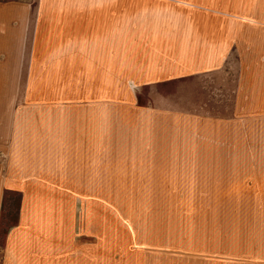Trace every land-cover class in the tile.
<instances>
[{
  "label": "crops",
  "instance_id": "1",
  "mask_svg": "<svg viewBox=\"0 0 264 264\" xmlns=\"http://www.w3.org/2000/svg\"><path fill=\"white\" fill-rule=\"evenodd\" d=\"M238 1L59 0L35 10L6 6L5 12L34 11L37 16L32 36L8 41L10 60L25 65L20 72L18 64L11 66L20 84H11L9 112L0 117V205L7 189L20 195L21 205V222L10 232L3 264L8 259L10 264H39L19 255L13 260L12 254L27 252L24 238L29 243L37 233L49 242L57 231L48 226L43 232V225L58 220L59 213L65 216L60 203L82 198L97 203L93 172L98 168H155L156 158L160 163L163 155L172 158L181 148L187 157L194 125L188 110L192 116L198 94L210 88L212 78L217 75L222 83L228 77L221 69L231 51L239 56L233 59L239 73L230 89L234 108L243 109V116L251 110L245 118L253 121L258 117L252 110H263L264 118V25L228 18ZM25 20L18 27L26 28ZM130 45L140 46L137 57L131 56ZM141 92L143 100L135 101ZM184 113L185 118L177 115ZM1 168H9L8 177ZM205 172L195 176L188 168L179 177L185 174L187 184L215 179L236 185L241 179L222 168ZM87 190L92 192L86 195ZM189 191L180 201L174 197L169 212L166 247L179 264H208L211 254L233 264H264V216L256 214L249 198L209 197L205 190L193 198ZM207 204L213 207L205 209ZM259 204L264 198L255 199ZM29 215L40 221L28 220ZM129 222L134 235L136 227ZM33 226L42 227L41 233ZM195 228L201 229L199 239L192 237Z\"/></svg>",
  "mask_w": 264,
  "mask_h": 264
},
{
  "label": "rangeland",
  "instance_id": "2",
  "mask_svg": "<svg viewBox=\"0 0 264 264\" xmlns=\"http://www.w3.org/2000/svg\"><path fill=\"white\" fill-rule=\"evenodd\" d=\"M12 3L35 6L33 9L35 10L43 3L60 4L61 2L0 0V8L3 9H0V117H6L9 112V102L12 99L11 95L13 96L9 91L11 84L16 83L17 80L20 84V77L12 76L11 66L18 64L20 72L25 65V62L10 60L12 54L10 55L9 37L32 36V27L36 23L34 18L37 16L34 11L28 14L5 12L6 6ZM237 7L240 10L227 13L228 18L248 24L255 22L264 25V0H239ZM23 18L26 28L18 27ZM33 20L34 22L31 23ZM248 45L247 43L246 47ZM138 47L140 46L130 45L131 56L137 57L135 51ZM234 56L239 58L234 51H231L221 69L228 74V77L222 78V83L219 76L212 78L209 82L210 88L198 94L197 106L192 116L188 110V120L193 119L194 125L193 135L189 136L187 157L185 150H182L184 148H181L172 158L170 155H163L160 163L159 158H156L155 168H98L93 172L98 182L97 203H92L86 198L70 205L60 203V207L66 209L65 216L59 213L60 220L50 221L49 224L47 220L43 225V232L49 226V229L54 228L57 233L50 234L49 242L42 241L38 233L37 237H30L29 243L24 238L27 252L22 251L23 254L10 252L12 259L17 260L15 255H19L24 259H35L39 264L42 261L48 264H173L174 262L179 264L181 260L172 256L166 247L170 239L169 212L171 205H175V203L171 204L174 202V197H179L180 201V197L189 188L193 198L201 196L202 190L207 191L209 197L224 195L247 197L251 200V206L256 208L258 212L256 214L259 217L260 214L264 216V204L255 206L256 198H264V118L261 114L263 110H252L258 117L255 121L245 118L251 110L246 109V116H243L245 115L243 109L235 110L234 93L232 94L230 89L234 86L239 67L234 64ZM184 94L182 97L185 96ZM135 95V101L143 100L142 92ZM239 111L241 116L236 114ZM177 115L179 118L186 117L185 113ZM161 132L166 139L169 136V125H163ZM188 168L195 171V176L202 175V172L206 173L207 170L215 172L222 168V170H230V173H235L239 178L241 176V179H237L236 185L228 182L219 184L215 179L210 184H187L183 180L185 174L182 179L179 175ZM174 170L180 173H172ZM1 174L3 178L8 177L9 168H1ZM90 192L92 190H87L85 194L89 195ZM50 193L52 196L53 193ZM206 194L204 196H207ZM3 197L5 200L0 205V264H3L9 256L6 247L7 242L11 240L10 232L21 222V205L18 203L20 195L10 194L7 189ZM105 200L108 203H105ZM54 206L57 207L52 204L47 207ZM194 207L201 210L202 205ZM208 207L213 206L205 205V209ZM50 217L52 218L51 211ZM28 218L30 221H40L31 215ZM128 220L130 225L136 227L134 235L128 229ZM157 224L161 228H158ZM33 229H39L41 233L42 227L33 226ZM192 231L194 235L192 237L201 238L199 236L201 229L195 228ZM157 233L158 237H156ZM42 242L46 245L42 246ZM157 243L161 245L160 249L156 248ZM212 256L214 255H209L208 264H223V262L233 264L232 261L210 258ZM5 264H10L9 259Z\"/></svg>",
  "mask_w": 264,
  "mask_h": 264
}]
</instances>
